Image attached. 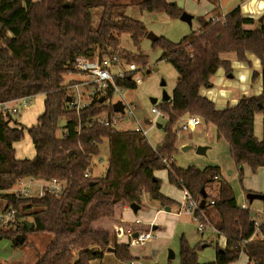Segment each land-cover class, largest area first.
I'll use <instances>...</instances> for the list:
<instances>
[{
    "label": "trees",
    "instance_id": "1",
    "mask_svg": "<svg viewBox=\"0 0 264 264\" xmlns=\"http://www.w3.org/2000/svg\"><path fill=\"white\" fill-rule=\"evenodd\" d=\"M207 1L217 8L218 0ZM129 7L164 13L169 18H178L183 11L170 0H0V101L41 95L43 104L30 126L19 123L15 114L0 112L1 209H13L14 219L21 220L9 228L0 227V239L5 237L12 247L23 248L27 233H48L49 241L41 251L31 243L32 264H105L107 248L120 263H129L133 257L128 244L117 243L114 231L106 226L94 229L92 225L112 219L119 204L139 205L142 193L161 205H170L172 200L161 193V181L153 174L165 169L169 184L198 201L194 217L202 214L201 220L206 223L207 219L225 238V246L216 249L214 260L203 263L197 260V246L181 238L178 264H232L241 253L248 257L247 264H264V237L239 244L253 231L250 209L237 204L219 167H179L174 161L163 162L176 151L173 126L184 116L198 115L203 124L214 126L217 138L227 142L240 180L243 165L252 172L264 167V10L262 21L256 24L244 17L238 6L218 20L199 16L197 31L179 41L163 36L152 41L161 50L158 59L169 63L177 74L169 100L157 104L167 120L160 126L163 140L152 147L139 132L94 122V117L113 112L105 103L113 96L111 86L102 99L93 98L85 107H65L67 85L79 83L72 80L66 84L64 78L79 73L76 58L117 55L126 63L148 64L147 56L139 52L147 29L143 22L126 15ZM93 16L97 17L95 26ZM122 34L130 37L135 52L120 47ZM227 53L248 66L250 55L258 59L260 70L252 71L251 79L259 77L261 88L258 94L242 95L218 109L200 90L212 85L219 68L231 72L230 61L222 56ZM114 84L136 87L128 76L115 77ZM256 113L262 115L260 139L254 134ZM24 132L33 155L17 158L14 144ZM102 138L108 140L105 170L85 177L86 169L91 172L92 156L99 153L93 142ZM20 179H57L65 187L58 196L24 197L11 191ZM215 184L216 194L211 196L207 189ZM26 221L31 222L30 228ZM261 229L264 232V224Z\"/></svg>",
    "mask_w": 264,
    "mask_h": 264
},
{
    "label": "rangeland",
    "instance_id": "2",
    "mask_svg": "<svg viewBox=\"0 0 264 264\" xmlns=\"http://www.w3.org/2000/svg\"><path fill=\"white\" fill-rule=\"evenodd\" d=\"M172 1L182 8L183 11L192 15L190 23L182 21L179 18H169L164 13L139 11L134 7L127 8L125 13L143 22L147 32H152L157 37L163 36L172 42H177L186 34L197 31L200 26L198 17L204 14L206 7L204 2L196 0ZM234 2L235 0H220L221 10L227 11ZM199 3L202 6H199ZM223 16L224 15L221 14L214 17L223 18ZM92 23L93 26L96 25V16H93ZM254 23L256 24L257 21H254ZM250 28H252V25H250ZM119 45L126 50L135 52L130 37L126 34L120 36ZM139 52L147 56L148 64H146V66L147 68L151 67V71L148 74H142V82L136 85L135 88H120L119 91L114 93L112 100H121L123 103L127 101L135 106V112L138 118L143 121L144 128H147L146 137L149 144L156 147L164 136L163 129L161 127L158 128L156 124L159 123L164 125L167 117H154V114L150 112V106L152 105L150 98H156L154 104L157 105L161 101V92L163 90L170 93L175 81L176 72L169 63L158 59L161 50L158 46L153 45L152 41L149 39L144 37L140 43ZM226 58L230 60L231 72L226 74L222 68H219L214 74L213 79H211L212 86L209 88H202V94L211 99L218 109L233 104L242 94L251 95L256 93L257 84L259 83L260 85L261 83L259 77H256L252 81V66L238 62L234 54H230ZM252 58L258 60L254 56ZM228 75L231 76L229 77ZM72 76L74 78H71ZM64 78L66 84L72 80L80 82L82 85L79 87L81 89L80 91L87 99L90 98L86 96L90 84L86 83L88 77L85 74L74 73V75H72L68 73L64 75ZM161 82H164V84L161 85ZM71 90L72 88L67 85V92ZM42 105V96L36 95L33 97L28 108L16 113L15 116L17 115L16 118L21 124L30 126L35 123L37 116L42 112ZM261 116V113H256L254 121V134L258 139L261 138ZM194 117L200 120V124L194 129L181 130V119L173 126V132L175 133L176 131L177 140L176 151L172 155L175 164L179 167H187L190 165L201 167L208 164L220 165L223 176L230 184L237 202L246 199L245 194L248 191L264 194V167H259L252 172L247 165H243L242 177L240 180L233 160L230 157L227 142L223 138H217L215 128L212 124L205 125L200 116L194 115ZM151 120H154V123H149ZM60 132L61 130L57 131L58 135ZM199 145L206 146L208 149L203 154H197L196 147ZM183 146L187 147L183 149ZM14 148V154L17 158H29L33 155L30 138L26 132H24L23 138L15 144ZM106 152V148L100 151V155L103 157L102 160H99L97 155L92 156L90 176L101 175L104 172L106 167ZM165 175L166 170L163 169L160 172V177L165 179ZM167 181L165 182L162 180V190H164L166 186H169ZM15 187L17 186L15 185ZM174 187L175 186L172 187L173 191L178 193V191H176L178 188ZM13 189L14 187H12L11 190L13 191ZM216 189L215 184L209 187L207 192L211 196H214L216 194ZM143 197V207L132 213L130 222H125L121 218L122 216H114V221L116 224L120 225V230L118 232L121 233V236L124 235L125 238L127 237L129 241L130 237L127 235L129 230L131 232L135 230H148L150 226L143 225L147 224L149 221H152L150 225L156 226L155 229L150 227L153 234L152 238L147 239V241L141 245L129 246L130 254L136 256V258L132 259L134 260V264H178L179 243L181 238L185 239L189 245L197 246L196 256L199 262L203 263L214 260L216 242L219 241V244H221V241L216 235L212 236V229L209 227L210 222L207 219V222H204L207 225L204 226L202 230L203 233L201 234V231L197 229L198 222L196 218L181 211L180 207L179 210L178 206H172L170 211L162 210L157 212L156 210L161 208V204L157 200L151 199L148 193H143ZM246 202L247 205L252 208L250 212L255 215L254 217L256 220H262V218H264V202L257 199L253 200L252 204H249L247 200ZM2 203L3 201L0 198V209ZM171 204L172 203H170V205ZM123 206L130 209L129 204H123ZM167 206L169 205H165V207ZM162 209H164V207ZM254 209L260 211L258 212ZM135 218L140 219L141 223H136L134 221ZM20 222V219L16 221L14 217L7 223H3V221L0 220V227L6 229ZM103 223L104 220L96 221L93 223L92 228L99 229ZM210 236L214 237L211 242L208 241ZM49 238L50 235L48 233L29 232L27 233L28 241L23 248L12 247L9 239L5 237L1 238L0 264H32L35 257L32 255L31 249H29L31 243H34L37 249L41 251L49 241ZM125 238L122 239L121 237L122 240ZM118 239L121 240L120 238ZM199 242L201 243L199 244ZM198 244L201 246L198 247ZM169 250L173 252V257L171 258L167 257ZM104 257L105 259H103V262L105 264H121L119 260L109 253L105 252ZM126 264H128V262Z\"/></svg>",
    "mask_w": 264,
    "mask_h": 264
},
{
    "label": "built area",
    "instance_id": "3",
    "mask_svg": "<svg viewBox=\"0 0 264 264\" xmlns=\"http://www.w3.org/2000/svg\"><path fill=\"white\" fill-rule=\"evenodd\" d=\"M221 18L210 17L211 20H218ZM75 67L79 71V73L85 74L88 77L86 83L90 85L88 87V91L86 92V96H89L90 98L87 99L80 91L81 89L79 87L82 86L80 82L68 85V87H71L72 90L70 92H67L66 87V92L70 97V100L65 101V107L67 109L73 110H78L82 107L87 106L93 98L102 99L105 90L109 86L113 87L114 96V93L120 90V88L114 84V78L117 76H128L135 82L136 85L140 84L142 82V74H147L148 69L146 65L136 64L134 62H123L117 55L104 57L101 59L97 57H78L75 61ZM33 97L34 96L31 95L19 97L13 100L0 101V112H2V114H16L21 110L28 108ZM112 102H114L112 98L106 99L105 101L106 104L110 105ZM150 112L154 114L155 118L157 116H165V114L159 110L156 104H152L150 106ZM94 122H97L104 126L117 128L118 130H132L141 133L143 136L146 135V129L143 126V121L138 118L135 112V106L126 101L125 103H123L121 112L113 111L110 115H107L105 113L100 114L94 117ZM149 123H154V120H151ZM199 124L200 120L197 117H194V115H187L181 118L180 129H194ZM63 133L65 134V130H62V134ZM93 144L97 148V150H99V153L96 154L98 156V159L102 160L103 157L100 155V151L104 150L105 148L107 149L108 140L106 138H102L101 141L93 142ZM172 161V156L168 159H163V162L165 164H168ZM89 173L90 170L86 169L83 175L85 177H89ZM15 185L17 187L14 186L13 191H11L14 193H18L24 197H41L45 194L58 196L63 192L65 187L64 183L57 179H51L47 181L20 179L16 182ZM182 195L183 202L181 204V211L194 217V212L198 207V201L193 199L186 190H182ZM239 206L241 208H247L245 203H240ZM13 215V209H6L5 211H2V209H0V220L3 221V223H7L8 221H10V219L13 218ZM254 216L255 215L253 213L252 216H250L252 219L253 231L247 239L239 243L240 246H243L246 242H249L253 239H261L264 237V232L261 229L262 225L264 224V218L259 221L256 220ZM194 218H196L198 222L197 229L200 231L203 230L204 226L207 224H205L201 220L202 214ZM134 221L136 223H140L137 219ZM127 235H129L130 237V241L128 239L129 246L141 245L145 241H147V239L153 237L152 229L150 227L148 230H135L134 232H131L129 230L127 232Z\"/></svg>",
    "mask_w": 264,
    "mask_h": 264
},
{
    "label": "crops",
    "instance_id": "4",
    "mask_svg": "<svg viewBox=\"0 0 264 264\" xmlns=\"http://www.w3.org/2000/svg\"><path fill=\"white\" fill-rule=\"evenodd\" d=\"M170 1H172V0H170ZM201 2H204V5H205V7H206V11H204V14H202L201 16H203V17H205L206 19H208V18H210V17H214V16H217V15H225L227 12H229L230 10H232L233 8H235V7H239V9H240V12H241V14L244 16V17H248V18H252L254 21H258V18L263 14V10H264V2H263V0H235V2L231 5V7L230 8H228L227 9V11H222L221 10V6H220V0H218V6H217V8H215L214 9V6L210 3V2H208L207 0H200ZM200 2V3H201ZM199 3V4H200ZM203 4V3H202ZM199 6H202L201 4L199 5ZM213 12V13H212ZM255 24H252V27L254 26ZM230 54H233V53H227V54H223L222 56L224 57V58H226V57H228V55H230ZM235 57V56H234ZM253 56H249L248 57V60L250 61V63H251V66L253 67L252 68V71H256V72H259V70H260V66H259V62H258V60H254V58H252ZM227 59V58H226ZM229 60V59H228ZM230 61V60H229ZM245 64V63H244ZM148 70H149V72L151 71V67L150 68H148ZM148 74V73H147ZM72 75H74V74H72ZM229 76V75H228ZM231 76V75H230ZM229 76V77H230ZM176 77H177V74H176ZM176 77H175V81H176ZM71 78H74L73 76L71 77ZM212 79H213V77H212ZM260 79V78H259ZM175 81H174V84H175ZM174 84H173V86H174ZM212 84V83H211ZM212 86V85H211ZM210 86V87H211ZM173 88V87H172ZM206 88H209V87H206ZM260 88H261V86L259 85V83L257 84V91H256V93H254V94H258L259 92H260ZM204 89V88H203ZM172 90V89H171ZM167 93V92H166ZM200 93H203L202 92V89L200 90ZM169 96L171 95V91H170V93H167ZM242 95H245V94H242ZM251 95H253V94H251ZM245 96H248V95H245ZM239 98H237L235 101H234V103L238 100ZM127 102V101H126ZM129 103V102H128ZM256 115V114H255ZM261 118H262V116H261ZM141 120V119H140ZM254 121H255V116H254ZM18 122H19V120H18ZM20 123V122H19ZM146 130H147V128H145ZM122 130V129H121ZM145 137H146V135H145ZM163 138H164V136L162 137V139L160 140V142L163 140ZM146 139H147V137H146ZM148 141V140H147ZM159 142V143H160ZM158 143V144H159ZM16 144V143H15ZM15 144H14V146H15ZM153 147V146H152ZM206 147V146H205ZM15 149V148H14ZM208 149V147H206L205 148V151ZM204 151V152H205ZM106 155H107V152H106ZM16 157V156H15ZM208 165H215V166H218L219 167V169H220V175H221V177L226 181V179H225V177L223 176V173H222V170H221V167H220V165H217V164H208ZM208 165H204V166H201V167H199V166H196V167H198V168H204L205 166H208ZM193 166H195V165H193ZM163 169H161V170H157V171H154V176L156 177V178H158L160 181H161V185H160V191H161V193L162 194H164L165 196H167L168 198H170L171 200H172V204L171 205H169L168 207H169V209L168 210H165V206H162V205H160V207L161 208H159V209H157L156 211L158 212V211H162V210H165V211H170L171 210V207L172 206H178V210H179V207L181 208L182 206H181V204H182V202H183V195H182V190H180V189H177L176 191H178V193L177 192H174L173 191V186L172 185H170L169 183H168V181H167V171H166V175L164 176L165 177V179L163 178H161L160 177V172L162 171ZM162 180H164L165 182L167 181V183L169 184V186H166V188L164 189V190H162V185H163V183H162ZM175 188V187H174ZM248 192H255V191H248ZM247 192V193H248ZM208 193V192H207ZM246 193V194H247ZM257 193H260V192H257ZM246 194H245V198H246ZM261 194H263V193H261ZM264 195V194H263ZM143 193L141 194V196H140V201H141V204L140 205H138V209L137 210H139V209H141L142 207H143V205H144V202H143ZM246 200L247 199H243L241 202H237V204H240V203H245L246 204V206H247V208H249L250 209V211L252 210V208L251 207H249L248 205H247V202H246ZM253 200H255V199H253ZM253 200L252 201H248L249 202V204H252V202H253ZM257 200H259V201H261V202H264V199H257ZM164 207V209H162ZM254 210H256V209H254ZM256 211H260V210H256ZM132 210H130V209H128L127 207H125V206H123V204L121 205V204H119V205H117V207H116V215H118V216H122L121 218L125 221V222H130L131 221V219H132ZM252 213V212H251ZM114 217L112 218V219H106V220H104V223H103V225H101V226H103V227H105L106 226V228H108V229H110L111 231H114V240L117 242V243H126V244H128V238L126 237L125 238V236L124 235H122L121 236V233H119L118 231L120 230V225H118V224H116V222L114 221ZM139 220V222L141 223V221H140V219H138V218H135L134 220ZM152 223V221H149L147 224H144L143 226H145V225H149L150 227H152L153 229H155L156 228V226H154V225H150ZM134 224V223H133ZM209 226V225H208ZM211 229H212V236H214V235H216L217 237H219L220 238V243L221 244H219V241H217L216 242V249H218V248H223L224 246H225V238L223 237V235H221V234H219V233H217V231L213 228V226L212 225H210L209 226ZM114 229V230H113ZM203 232H202V230H201V234H202ZM127 236V235H126ZM121 237H122V239L123 238H125L124 240H122L121 239ZM118 238H120L121 240H119ZM213 238L214 237H211L210 236V238H208V241L209 242H211V241H213ZM201 241H203V240H201ZM207 241V242H208ZM201 242H199V244H200ZM198 244V246H201V245H199ZM205 244H206V242H205ZM128 248H129V245H128ZM108 253V252H107ZM105 255V254H104ZM104 255H103V259H105V257H104ZM132 256V255H131ZM133 258H136V256H132ZM248 263V257L244 254V253H241L240 255H239V257H238V259L235 261V262H233L232 264H247ZM121 264H124V263H121ZM126 264V263H125ZM128 264H134V260H131Z\"/></svg>",
    "mask_w": 264,
    "mask_h": 264
},
{
    "label": "water",
    "instance_id": "5",
    "mask_svg": "<svg viewBox=\"0 0 264 264\" xmlns=\"http://www.w3.org/2000/svg\"><path fill=\"white\" fill-rule=\"evenodd\" d=\"M178 18L180 20H182V21L190 23L192 15L187 13V12H185V11H182ZM258 21L259 22L262 21V15L258 18ZM145 38L149 39L150 41H153V40H155L157 38V36L154 35L152 32H147L146 35H145ZM163 84H164V82H161V85H163ZM169 98H170V96L166 93V91L163 90L161 92V101H167V100H169ZM68 100H70L69 96L66 97V101H68ZM150 102L152 104H154L156 102V98H150ZM111 107H112L113 111L121 112L122 108H123V103L121 102V100H116V101L111 103ZM156 126L159 128L161 126V124L157 123ZM186 147L187 146H183V149H185ZM205 148H206L205 146H201V145L197 146L196 147V153L197 154H203L204 151H205ZM204 196L205 195L203 193V197ZM246 199L248 201H252L253 199H264V195L261 194V193H256V192H248L246 194ZM203 204H204V199H202L200 201V205H203ZM129 208L132 210V212H136V210L138 209V205L132 202V203L129 204ZM168 209H169L168 206L165 207V210H168ZM249 215L252 216V213L250 212ZM25 225H26L27 228H30L31 227V222L30 221H26ZM106 251L107 252H111L112 249L111 248H107ZM167 257L168 258L173 257V252L169 250Z\"/></svg>",
    "mask_w": 264,
    "mask_h": 264
}]
</instances>
